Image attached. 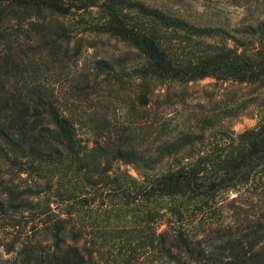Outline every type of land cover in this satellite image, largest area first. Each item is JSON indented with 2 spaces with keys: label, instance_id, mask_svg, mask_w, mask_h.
I'll list each match as a JSON object with an SVG mask.
<instances>
[{
  "label": "trees",
  "instance_id": "1",
  "mask_svg": "<svg viewBox=\"0 0 264 264\" xmlns=\"http://www.w3.org/2000/svg\"><path fill=\"white\" fill-rule=\"evenodd\" d=\"M89 34L129 48L74 70ZM206 76L250 95L172 115L178 86ZM249 103L257 123L232 132L223 119ZM0 158V221L39 217L21 264H101L82 214L115 196L166 223L138 264H264V20L228 29L142 0H0ZM260 183L254 215L219 217L221 191ZM109 252L105 264L137 258Z\"/></svg>",
  "mask_w": 264,
  "mask_h": 264
},
{
  "label": "rangeland",
  "instance_id": "2",
  "mask_svg": "<svg viewBox=\"0 0 264 264\" xmlns=\"http://www.w3.org/2000/svg\"><path fill=\"white\" fill-rule=\"evenodd\" d=\"M147 4L158 6L181 15L191 22L200 25H221L231 29L247 23H256L264 20V0H142ZM95 9V7H94ZM91 44L84 46L83 50L73 65L74 70L93 67L94 60L102 57L118 56L129 47L121 39L106 34H89ZM183 100L177 102L172 108L171 114H185L192 109L198 110L207 106L209 100L217 98H241L250 94V88L243 84L233 81H221L214 77L206 76L197 80L183 83ZM123 103L117 101L115 108H110V112L120 113ZM252 104L231 116L225 117L224 122L228 129L234 133L252 127L257 123L258 117L254 114ZM180 109V110H179ZM255 110V109H254ZM86 136L87 133H81ZM0 168L5 169L4 163L0 158ZM120 169L128 170L137 176V171L130 164L120 163ZM261 183L254 189L253 185L239 186L236 189L223 190L219 194V217L222 219L233 220L235 217L252 216L257 212L259 204ZM108 199V196L106 197ZM100 202V201H99ZM104 202V201H103ZM150 206L155 208V202ZM110 208V209H109ZM121 197L115 196L104 203H98L93 209L84 211L82 220L85 226L99 235L97 240L101 242L98 253L99 261L105 264L110 251L122 253L135 251L137 258H131L134 264H138L148 253V245L143 246L145 234L153 233L157 226L163 228L166 223L144 220V207L135 210L126 209ZM84 209H87L86 207ZM106 209V210H105ZM10 215L0 221V262L2 264H21L23 260L20 250L29 244L32 235L36 234V224L38 222L35 209L20 208L18 211H10ZM103 234V236H100ZM33 238V237H32ZM82 243V241H80ZM89 244V243H87ZM109 250H108V249ZM97 256V255H96ZM97 256V258H98Z\"/></svg>",
  "mask_w": 264,
  "mask_h": 264
}]
</instances>
